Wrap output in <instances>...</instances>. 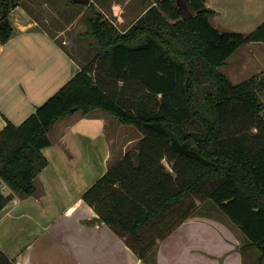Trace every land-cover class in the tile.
Returning a JSON list of instances; mask_svg holds the SVG:
<instances>
[{"label": "trees", "instance_id": "16d2710c", "mask_svg": "<svg viewBox=\"0 0 264 264\" xmlns=\"http://www.w3.org/2000/svg\"><path fill=\"white\" fill-rule=\"evenodd\" d=\"M23 1L0 0V43L10 39V11ZM188 3L194 15L186 18L178 0H155L124 31L88 5L86 33L97 41V60L21 124L8 120L0 128V210L15 193L39 192L49 163L43 148L52 145L59 119L102 110L142 137L84 191L100 220L146 258L157 244L150 229L203 189L246 236L242 249L257 247L264 263V82L253 76L234 83L221 69L242 45L264 42V21L250 32L220 30L206 0ZM182 210L159 239L192 214ZM0 264L18 263L0 247Z\"/></svg>", "mask_w": 264, "mask_h": 264}, {"label": "crops", "instance_id": "0c3cea01", "mask_svg": "<svg viewBox=\"0 0 264 264\" xmlns=\"http://www.w3.org/2000/svg\"><path fill=\"white\" fill-rule=\"evenodd\" d=\"M249 1L254 2V18L263 20L264 0ZM116 2L109 6L110 13L105 9L103 12L119 29V24L127 25L122 31L151 3ZM215 2L206 0L217 11L212 19L220 22L223 15L214 7ZM129 3L138 5L131 18L124 12ZM48 4L49 0H44L42 5ZM9 19L13 33L6 43H0V128L8 120L21 124L83 65L58 40L65 30L58 29L54 35L29 5L14 7ZM252 45L264 50V42L257 41L237 49L221 67L232 82L240 83L246 78L236 80L242 72L235 73L227 66ZM125 126L130 125L102 110L90 115L77 112L55 123L50 131L53 143L43 148L49 163L37 179L39 192L15 193L0 210V247L12 259L18 264H264L257 262L259 252L249 250L251 247L242 249L244 233L224 214L190 215L166 238L157 241L153 253L149 251L151 258H141L127 237L100 220L83 193L141 139V131L138 138H131ZM3 188L6 194L11 192L6 184Z\"/></svg>", "mask_w": 264, "mask_h": 264}, {"label": "rangeland", "instance_id": "374dc122", "mask_svg": "<svg viewBox=\"0 0 264 264\" xmlns=\"http://www.w3.org/2000/svg\"><path fill=\"white\" fill-rule=\"evenodd\" d=\"M44 0H24L23 3L26 4L35 12V14L42 19V22L50 27L52 33L54 35L59 33V30H65V33L59 36L58 40L67 47L72 54L78 57L83 64L89 63L92 59H96V54L98 52V44L96 39L93 38L89 33V26L87 23V17L92 15V9L88 8V6L83 4H73L69 3L68 0H49V4L43 7ZM117 4L122 3L121 0H95L94 5L95 8L103 12V9L109 11L110 13V5L115 2ZM155 0H149V2L154 3ZM214 6L217 10L222 11L223 20L218 22L215 18H213V23L218 25L217 27L220 30H228V31H242V32H250L257 27L263 20L261 18H254V2L249 0H215ZM140 5V4H139ZM138 8V5L135 6L134 3H129L126 5L124 12L125 15L134 16V12ZM84 11L82 15L80 13ZM111 15V14H110ZM112 17V16H111ZM129 18V19H130ZM128 19V18H127ZM130 21V20H127ZM120 29H125L127 25L119 24ZM220 25V26H219ZM59 29V30H58ZM257 43V41H252L242 45L238 50L253 44ZM237 51V50H236ZM234 52V54L236 53ZM261 46L248 47L244 55L247 54L246 57L243 56H235L230 61L229 66L227 68H232L231 71L235 73L242 74L236 79L241 80L246 78L245 80L256 76L257 78H262L264 82V66L263 61L264 57H262ZM233 54V55H234ZM231 55V56H233ZM230 56V57H231ZM105 68L108 70L107 66ZM255 68H258L257 70ZM223 69V67H222ZM257 71V73H254ZM260 96L262 101L264 102V88L260 91ZM141 100L138 99V103ZM264 116V112H263ZM125 131L129 133L131 138H138L140 131L138 128L130 125L125 126ZM256 132V129H251L250 133L253 134ZM135 144V142L133 143ZM114 163V162H113ZM168 167L170 165L166 161ZM208 192H198L197 194H193L186 203L179 207L174 213L166 214L165 217L160 222H157L153 228L150 229L149 237H153L155 241H158V231L161 229L166 222L171 220L173 216H176L178 212L184 211L182 208L188 207L191 215L195 214H220L226 215L222 210H220L217 204L209 198ZM193 208V209H192ZM179 210V211H178ZM178 211V212H177ZM216 227L222 230L220 225L216 224ZM247 240L246 236L243 237V243ZM156 245L152 246L150 249L151 253L154 250ZM257 247H251L249 250L257 251ZM247 250V251H249ZM258 252V251H257ZM148 257L151 258V254L148 253ZM149 258V259H150Z\"/></svg>", "mask_w": 264, "mask_h": 264}, {"label": "water", "instance_id": "95a60500", "mask_svg": "<svg viewBox=\"0 0 264 264\" xmlns=\"http://www.w3.org/2000/svg\"><path fill=\"white\" fill-rule=\"evenodd\" d=\"M75 2H80L89 5L92 0H75ZM178 6L186 18L192 17L194 15L193 11L189 6L188 0H178Z\"/></svg>", "mask_w": 264, "mask_h": 264}]
</instances>
